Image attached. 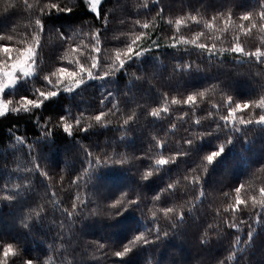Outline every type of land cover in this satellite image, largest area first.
Listing matches in <instances>:
<instances>
[{
    "label": "trees",
    "instance_id": "16d2710c",
    "mask_svg": "<svg viewBox=\"0 0 264 264\" xmlns=\"http://www.w3.org/2000/svg\"><path fill=\"white\" fill-rule=\"evenodd\" d=\"M57 2L72 13L42 15L48 0H0V35L13 37L0 44L14 49L13 59L16 49L31 44L38 31L35 20L44 24L34 75L3 94V100L13 101L9 109L23 96L36 99L37 88L49 90L44 76L60 67L76 70L69 60L90 67L89 55H98L99 68L92 71L99 76L111 71L117 49L145 33L136 46L142 55L104 79L83 74L85 83L71 92L62 91L74 83L65 76L60 94L41 108L9 110L0 117V259L4 246L11 244L16 255L10 254L7 264H24L26 259L34 264H264V209L253 208L249 199H259L264 187V124L255 122L261 109L236 113L252 119L251 124L224 126L221 119L229 111L228 97L233 107L264 98V63L230 51L237 36L245 53L264 51L262 0H147V7L145 0H102L99 19L84 0ZM229 13L231 22L220 31ZM245 13H252L253 20L241 21ZM193 16L196 21L185 19L177 32L175 21ZM145 22L148 29L140 26ZM253 22L256 26L245 34L240 25L248 29ZM97 31L98 54L91 52ZM197 33L203 35L196 43L214 44V54L193 43L172 46L173 37L192 41ZM51 79L55 85L57 77ZM193 94L195 102L185 103ZM173 99L180 103L173 104ZM165 105L167 112L151 115ZM101 112L105 115L97 122L93 118ZM61 116L72 125L71 135L64 131ZM221 145L224 153L209 165L205 157ZM161 156L170 161L175 157V162L143 180ZM96 158L100 165L94 164ZM239 185H244L241 197L248 206L225 212L235 204ZM101 187L107 194L97 197ZM130 199L137 203L127 205ZM117 200L122 203L111 207ZM168 208L173 211L165 215ZM141 233L151 242H137L122 258L114 255ZM183 239L191 246L185 247Z\"/></svg>",
    "mask_w": 264,
    "mask_h": 264
},
{
    "label": "snow or ice",
    "instance_id": "6c2138e0",
    "mask_svg": "<svg viewBox=\"0 0 264 264\" xmlns=\"http://www.w3.org/2000/svg\"><path fill=\"white\" fill-rule=\"evenodd\" d=\"M25 2L27 3V0H25ZM101 2H102V0H84V3L86 5H88V10L91 13H94L97 19L100 18L98 6L101 4ZM29 7H31V5H29ZM144 7H147V0H145ZM260 7H261V11L259 12V16L262 20H264V0H262ZM40 11H41L42 15H51L53 12H56L57 14H59V13L71 14L72 13L71 8L61 7L60 3L57 2V0H48V3H46L44 5V7H42L40 9ZM160 11H163V10L161 9ZM104 19L106 22L107 18L105 17ZM185 19H192L193 21H196V17H194V16L188 17V18L177 19L175 21V26H176L177 32L179 31L180 26L182 25V23L184 22ZM215 19L216 18L214 17L213 21H215ZM240 19H241V21L253 20V14L252 13H245V14L241 15ZM230 22H231V14L229 13L228 19L225 21V28L221 29L220 31H226L227 25ZM137 23L139 24L140 22L137 21ZM169 23H171V21H169ZM140 26L144 29H148L149 23L145 22V23L141 24ZM255 26H256L255 22H253L248 29H246L243 24L240 25V28L242 31L245 32V34H247V32L250 31V28L255 27ZM205 27L208 29H212L213 24L206 22ZM35 28L38 31H34L31 44L23 50H20V49L15 50L18 53L17 57L15 58V62H12L10 64L8 63L9 61H13V57H12L11 53L13 52L14 49L8 45L0 44V55H3L7 58L6 60H0V117L4 116L9 110L12 112L19 113L21 110H23L24 112H29L32 108H41L45 101L50 100L52 98H55L60 94L61 89L58 86L63 82V79L65 76L73 78L74 83H69L68 85H66L62 89V91L71 92L74 87H78L79 85L85 83V80L83 79V74H86L87 78L90 80L91 79H104L107 76H109L110 74L114 75V73L116 71H119L120 69L124 68L125 64L128 63L129 61H131L134 57L139 58L142 55V51H138L136 46H137V41H139L141 39V37L145 35V33H140L139 35H136L135 39L131 40L127 44L125 49H117L114 52V60H113V63L111 65V71L110 72H103L99 76L96 75V73H94L92 71L93 69L99 68L98 55H91V54L89 55V60L91 61L90 67H86L84 64L80 63V61L78 59L75 62L72 60H69L70 64L75 63V69L76 70H69L65 67H60L55 72H52L50 74V76H48V75L44 76L43 79H44L46 85L50 86L49 90L42 91L40 88H37L33 92V95L36 96V99H32L28 96H23L20 98L19 101H17L18 106H14L11 109H9V105H12L13 101L10 99L7 101L2 99L5 91L7 89L14 88L16 86V84L18 82H20L21 80L26 81L34 75L33 66L35 65V62H36L35 61L36 50H37V46L39 45V41H40L39 33L42 32L44 29V24L40 18H37L35 20ZM262 31H264V28H262ZM201 35H203V33H197L192 41H188L184 37H180L179 41H176L175 37H173L174 43L172 46L174 47V46H176V43H181V42L185 43V44L193 43L197 48L207 51L210 55L214 54V52H213V49H215L214 44L211 47H209L208 45H206L204 43H198V44L196 43V41L199 39V37ZM60 38L64 39V36L62 33L60 35ZM92 38L95 41V43L91 46V52L98 54L100 51V47H99V45H100V33H99V31L95 32L93 34ZM217 39H219V37H217ZM0 40L11 41V40H13V37L11 35H9V36L0 35ZM84 47L87 48L88 46L85 45ZM71 51L76 52V51H78V48H72ZM221 51H226V49H221ZM230 51L234 52V53H243L244 55L253 56L256 58L257 62L264 63V60H261V57H264V51H261L259 48H257L255 52L245 53L243 47L240 46L238 36L234 38V44L231 47ZM83 54H84V52L81 50L80 55H83ZM68 55H69L68 53H65V58ZM51 77H57L55 85H53V81H52ZM77 77H79V78L77 79ZM53 88H55V90H52ZM108 95L111 96V93H109ZM204 95H205L204 92L199 93V96H201V97H203ZM195 99H196L195 94L189 95L187 97L185 103H190V104L194 103ZM171 102L173 104L180 103V101H178L176 99H173ZM227 103L229 105L228 114H227V116L221 117V119L225 121L224 126H227L228 124L235 125L237 123L243 124V125L253 123L252 119L245 120L243 117H237L236 116L237 112L247 110L250 107H255V108L261 109V113L259 115V118L255 122L257 124H264V98H261L259 101H254V102L236 103L235 106L233 107V106H231L232 105V99H231V97H228ZM101 104L102 105L104 104V100H101ZM112 107L115 108L116 105L113 104ZM161 111L167 112V106L165 105L161 109L153 110L151 115L158 117ZM104 115H105V113L101 112L99 115H96L93 119H95L97 122H100L103 119ZM210 115H211V113H210ZM60 120L64 126V131L66 133H68L69 135H71L72 125L70 123H65V117L64 116H61ZM80 122H81L80 118L78 117L76 119V124L79 125ZM124 123L127 124L128 120H125ZM196 123H199V121H196ZM82 131H87V128L82 129ZM235 131L239 132L240 129L235 128ZM230 142L231 141L229 140V143ZM186 143L191 144L192 141L188 140V141H186ZM161 147H162V145H161ZM223 153H224V146L221 145L218 150L212 151L211 154H209L205 157V159H206L207 163L210 165L214 162V160L216 158L220 157ZM88 155L90 157L91 153H88ZM116 162L119 163L120 161H116ZM170 162H175V157H173L171 159V161L167 158H164L163 156H161L159 159H156L155 160V168L153 170H149L148 172H146L143 175L142 179L148 180L149 177L152 176L153 171H159L163 166H165L166 164H168ZM101 163H102V161L99 158H96L94 164L100 165ZM103 163L107 164L108 161L105 160V161H103ZM89 164L91 166L92 162L89 161ZM44 175H46V173ZM185 178L187 179V177H185ZM194 182L199 183V177H195ZM76 183H77V181L73 180V184H76ZM169 187L171 188L172 185H169ZM243 188H244V185H239L238 187H236L234 189L235 204L234 205L229 204L228 207H226L224 209L225 212H228L231 209V211L233 213H235V212L240 211L241 205H243L244 207L248 206V200L241 197V190ZM260 194L261 195H260L259 199H257L255 196L249 197V199L252 201V207L253 208H255L257 205H259L261 209H264V187L260 188ZM76 199L80 200V197L78 196ZM155 199L158 200L159 195H157L155 197ZM81 203H83V201H81ZM121 203H122V200H117L111 205V207L116 208ZM136 203H137L136 199H130L127 201V205H134ZM73 209H75V203L73 205ZM122 211H127V207L125 206L122 209ZM163 211H164L165 215H167V213L172 212L173 209L168 208V209H164ZM72 214H73L72 212L68 213L69 216H72ZM120 214H121L120 212L116 213V215H120ZM152 215H153V217H155L156 213L153 212ZM259 215H260V213H257V217H259ZM180 219H182V217H180ZM241 223H243V221H241ZM257 223H259L258 219H257ZM231 226L234 228L236 227V225H231ZM154 231L156 233H159V231H160L159 227L156 226L154 228ZM164 235L166 236L167 232H165ZM252 237H253V232L250 231L248 233V242H250L252 240ZM156 238L159 239V235H157ZM140 241H143L145 244L151 242V241L145 239L144 233H141L139 235H136L134 237V239L129 242V244H126L123 248V251L115 252L114 255L118 258L124 257L128 252L132 251L131 246H134L137 242H140ZM236 244L237 245L240 244V238L239 237H237V239H236ZM10 254L16 255V252H15L13 246L11 244L5 245L3 248V252H2L3 258L0 259V264H7V258ZM230 259H231V257H230ZM24 264H34V262L31 259H26V260H24Z\"/></svg>",
    "mask_w": 264,
    "mask_h": 264
},
{
    "label": "rangeland",
    "instance_id": "374dc122",
    "mask_svg": "<svg viewBox=\"0 0 264 264\" xmlns=\"http://www.w3.org/2000/svg\"><path fill=\"white\" fill-rule=\"evenodd\" d=\"M12 62H15V58L13 59V61H10L9 64L12 63ZM221 174H223V172ZM224 175H225V173H224ZM216 179H218V178H216ZM218 182L219 181H214V182H212V184L218 183ZM107 191H108V189H106L105 187H101L100 188V192L97 194L98 195L97 197H102V195H106L107 194ZM256 220H257V218H254L252 221H256ZM94 232H97L96 233L97 235H100L101 234V231H98V230H94ZM177 237H179L178 234L176 235V240H179L178 242H180V238H177ZM183 242H184V246L185 247L188 248V247L191 246V244L188 243L185 239H183ZM178 256H183V253L181 252V254H179ZM167 257H168V255L167 256H164V259L167 260Z\"/></svg>",
    "mask_w": 264,
    "mask_h": 264
}]
</instances>
